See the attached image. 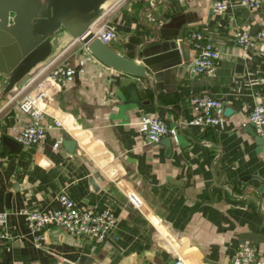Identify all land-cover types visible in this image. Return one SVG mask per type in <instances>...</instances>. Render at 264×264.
Returning <instances> with one entry per match:
<instances>
[{
    "label": "crops",
    "instance_id": "obj_1",
    "mask_svg": "<svg viewBox=\"0 0 264 264\" xmlns=\"http://www.w3.org/2000/svg\"><path fill=\"white\" fill-rule=\"evenodd\" d=\"M212 1L102 4L98 20L116 33L107 45L142 62L144 75L104 63L61 27L57 49L73 41L65 54L67 75L62 87L48 83L51 96L39 118L17 107L24 89L14 85L4 93L0 80L2 133L18 141L24 125L41 124L45 131L31 146L0 143V210L8 211L0 264H170L175 255L187 264H228L244 240L257 246L254 264H264V241L242 237L264 234V137L247 118L264 102V41L244 48L231 36L238 27L256 32L264 0L255 7L228 0L221 11ZM192 29L220 52L209 73L188 69L197 49L186 41ZM173 33L189 44L186 60ZM201 93L222 102L215 125L194 121L190 96ZM151 116L170 127L156 142L145 136ZM60 191L78 206L110 208L117 237L95 240L46 225L36 246L19 210H51Z\"/></svg>",
    "mask_w": 264,
    "mask_h": 264
},
{
    "label": "built area",
    "instance_id": "obj_2",
    "mask_svg": "<svg viewBox=\"0 0 264 264\" xmlns=\"http://www.w3.org/2000/svg\"><path fill=\"white\" fill-rule=\"evenodd\" d=\"M239 2L255 7L259 0H238ZM228 0H213L212 7L215 11L223 10ZM93 34L102 42L108 43L116 37L115 30L105 21L98 19L89 26ZM232 42L240 47L247 48L256 40L264 41V23L251 33L247 28H234L232 30ZM81 41V37L73 38V41ZM72 41V42H73ZM186 41L195 46L196 52L188 61V69L196 73H209L218 61L220 52L218 48L209 42L200 29H192L186 35ZM60 49L55 48L51 54L36 64L28 74L21 89H24L18 98L17 107L28 113L33 118H39L44 114V106L51 96L48 83H55L62 87L67 75L66 51L69 45ZM264 82V73L261 75ZM190 101L197 107L194 115L195 123L200 126L215 125L219 121V115L215 112L222 105L221 100L207 93L193 94ZM248 122L254 133L264 137V102L255 103L247 114ZM58 124V121L55 120ZM170 131L168 124L157 116H151L147 120L145 136L148 141L156 142ZM44 126L41 124H28L20 128L18 141L24 146H31L39 142L44 136ZM2 130L0 128V143ZM57 206L51 210L41 211L36 208H21L25 223L32 236L34 244L41 246L42 231L46 225L58 226L70 233L83 235L95 240H103L108 237H117L114 228L117 218L108 208H94L78 206L64 191L57 195ZM7 210H0V228L7 222ZM115 233V234H114ZM257 246L249 240L241 241L232 253L228 264H254L257 255ZM170 264H187L179 255H175Z\"/></svg>",
    "mask_w": 264,
    "mask_h": 264
},
{
    "label": "water",
    "instance_id": "obj_3",
    "mask_svg": "<svg viewBox=\"0 0 264 264\" xmlns=\"http://www.w3.org/2000/svg\"><path fill=\"white\" fill-rule=\"evenodd\" d=\"M106 0H0V80L6 93L14 85L22 86L31 69L47 58L59 45L58 31L62 27L73 38L81 37L96 57L127 73L144 75L142 62H135L111 49L89 29L102 13ZM11 13V15H10ZM186 60L189 44L181 33L171 36ZM134 91L130 84L128 91ZM131 100L137 101L136 98ZM225 108L224 112H227ZM261 138L260 136H258ZM19 141L2 134L1 141ZM72 144L71 139L66 140ZM170 138L162 142L166 144ZM168 147V146H167ZM244 239L264 241V234L244 233Z\"/></svg>",
    "mask_w": 264,
    "mask_h": 264
},
{
    "label": "flooded vegetation",
    "instance_id": "obj_4",
    "mask_svg": "<svg viewBox=\"0 0 264 264\" xmlns=\"http://www.w3.org/2000/svg\"><path fill=\"white\" fill-rule=\"evenodd\" d=\"M10 15H11V13H10Z\"/></svg>",
    "mask_w": 264,
    "mask_h": 264
}]
</instances>
